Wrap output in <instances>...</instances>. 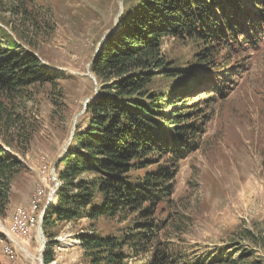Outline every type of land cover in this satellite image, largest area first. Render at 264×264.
I'll return each instance as SVG.
<instances>
[{
    "label": "trees",
    "instance_id": "trees-1",
    "mask_svg": "<svg viewBox=\"0 0 264 264\" xmlns=\"http://www.w3.org/2000/svg\"><path fill=\"white\" fill-rule=\"evenodd\" d=\"M251 1L256 11L239 0H123L117 29L90 64L98 86L83 112L85 127L76 123L55 166L59 184L44 215V264L56 260L57 223L118 215L133 218L125 230L91 228L76 235L84 264H262L248 261L244 251L215 246L198 254L197 245L160 239L168 228L179 162L198 147L208 106L248 65L229 67L219 60H229L228 49L264 32V0ZM165 38L193 45L202 70L168 59ZM56 78L57 72L0 26V135L22 136L21 111L31 89L48 84L53 91ZM19 167L0 145V217Z\"/></svg>",
    "mask_w": 264,
    "mask_h": 264
},
{
    "label": "rangeland",
    "instance_id": "rangeland-1",
    "mask_svg": "<svg viewBox=\"0 0 264 264\" xmlns=\"http://www.w3.org/2000/svg\"><path fill=\"white\" fill-rule=\"evenodd\" d=\"M239 1L256 11L253 1ZM119 3L0 2V26L58 73L55 90L48 84L31 89V98L21 111L22 136L6 135L11 141L6 146V137L0 135V145L20 163L12 180L6 215L0 217V233L5 237L0 238L3 264H40L37 222L55 183L52 176L56 177V171L52 168L64 145L67 150L74 119L84 123L85 102L93 100L98 86L88 74L89 63L100 38L113 27ZM16 4L20 7L11 10ZM162 52L184 68L202 70L195 60L196 48L188 42L165 38ZM227 52L231 58L225 61L222 57L220 65L228 63L237 68L242 62L248 64L247 68L240 70V75L233 77L234 83L222 89L224 95L208 106L198 147L179 162L168 228L160 239L178 238L197 245L198 254L215 246L235 254L244 251L250 253L248 261L264 264V32L249 44L231 47ZM132 221V216L118 215L95 222L81 219L57 223L53 238L58 242L54 246L56 260L50 264H84L77 234L91 228L103 232H114L116 227L125 230ZM21 224L22 233L17 231Z\"/></svg>",
    "mask_w": 264,
    "mask_h": 264
},
{
    "label": "water",
    "instance_id": "water-1",
    "mask_svg": "<svg viewBox=\"0 0 264 264\" xmlns=\"http://www.w3.org/2000/svg\"><path fill=\"white\" fill-rule=\"evenodd\" d=\"M122 1H123V0H120V3H119V11H118V13H117V15H116V17H115L113 27L110 28L109 30H107V31L102 35V37L100 38V40H99V42H98V45H97V47H96L95 50H94V54H93L92 60L90 61L89 65H90V64L92 63V61L94 60V58H95V56H96V53H97L98 50L100 49V46H101L102 41L106 38V36L108 35V33L112 32V31H115V30L117 29V27H118V19H119L121 13H122V7H123V6H122ZM88 74L90 75V77H91V78L94 80V82L96 83V79H95L94 75L91 74L90 70L88 71ZM96 95H97V90H95V94L91 97V99H94ZM87 100H89V99H87ZM87 100H86V101H87ZM86 106H87V103L85 102V109H86ZM85 109H84V110H85ZM75 129H76V119H74L73 127H72V130H71V132H70V137L68 138L67 142H69V141L71 140V138H72V136H73V134H74V130H75ZM67 142H66V144H67ZM65 151H66V145H64V147H63V152H62V154H61L60 156L57 157V159H56V161H55V163H54V167L52 168V171H54L55 166H56V163L58 162L59 159H61V158L63 157V155L65 154ZM52 178L54 179V182H55V183H54V186H53L52 190L48 193V195H47V197H46L45 204H44V206H43L42 209H41V212H40L39 217H38V222H37V232H38V234H39V236H40V238H41V242H40L41 245H40L39 257H38V259H39V263H40V264H44L43 261H42V255H43L42 252H43V250H44V248H45V246H46V243H47L46 240H45L44 231H43L44 215H45V211H46V209H47V206H48V204H49V202H50V200H51V198H52V195H53V193L55 192L56 186H57L58 183H59V180L56 179L55 176H53Z\"/></svg>",
    "mask_w": 264,
    "mask_h": 264
},
{
    "label": "built area",
    "instance_id": "built-area-1",
    "mask_svg": "<svg viewBox=\"0 0 264 264\" xmlns=\"http://www.w3.org/2000/svg\"><path fill=\"white\" fill-rule=\"evenodd\" d=\"M31 206V200L28 202V204L26 205L27 207V214L29 213V207ZM17 231H19L20 233H22V224H21V228H19ZM8 253V252H7Z\"/></svg>",
    "mask_w": 264,
    "mask_h": 264
},
{
    "label": "crops",
    "instance_id": "crops-1",
    "mask_svg": "<svg viewBox=\"0 0 264 264\" xmlns=\"http://www.w3.org/2000/svg\"><path fill=\"white\" fill-rule=\"evenodd\" d=\"M0 261H1V262H4L3 257H2V258L0 257Z\"/></svg>",
    "mask_w": 264,
    "mask_h": 264
},
{
    "label": "bare ground",
    "instance_id": "bare-ground-1",
    "mask_svg": "<svg viewBox=\"0 0 264 264\" xmlns=\"http://www.w3.org/2000/svg\"><path fill=\"white\" fill-rule=\"evenodd\" d=\"M53 177V176H52ZM40 237V236H39ZM40 240H41V238H40ZM12 248V247H11ZM13 250V249H12Z\"/></svg>",
    "mask_w": 264,
    "mask_h": 264
}]
</instances>
